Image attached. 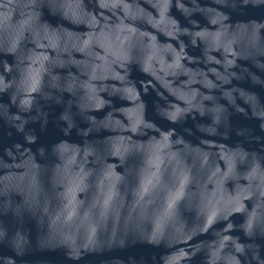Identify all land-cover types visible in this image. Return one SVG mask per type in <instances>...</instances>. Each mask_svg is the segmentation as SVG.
Returning a JSON list of instances; mask_svg holds the SVG:
<instances>
[{"label": "water", "instance_id": "water-1", "mask_svg": "<svg viewBox=\"0 0 264 264\" xmlns=\"http://www.w3.org/2000/svg\"><path fill=\"white\" fill-rule=\"evenodd\" d=\"M0 264H264V0H0Z\"/></svg>", "mask_w": 264, "mask_h": 264}]
</instances>
